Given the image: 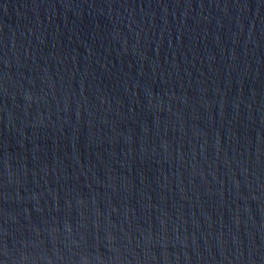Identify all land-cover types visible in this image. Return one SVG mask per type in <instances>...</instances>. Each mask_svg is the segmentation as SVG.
Wrapping results in <instances>:
<instances>
[{
  "label": "water",
  "instance_id": "95a60500",
  "mask_svg": "<svg viewBox=\"0 0 264 264\" xmlns=\"http://www.w3.org/2000/svg\"><path fill=\"white\" fill-rule=\"evenodd\" d=\"M0 264H264V0H0Z\"/></svg>",
  "mask_w": 264,
  "mask_h": 264
}]
</instances>
